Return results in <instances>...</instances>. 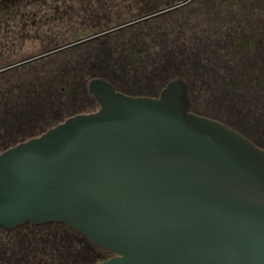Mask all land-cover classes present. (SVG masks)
Instances as JSON below:
<instances>
[{
    "label": "water",
    "instance_id": "1",
    "mask_svg": "<svg viewBox=\"0 0 264 264\" xmlns=\"http://www.w3.org/2000/svg\"><path fill=\"white\" fill-rule=\"evenodd\" d=\"M99 103L0 152V226L62 221L114 252L96 264H264V148L191 110L188 84Z\"/></svg>",
    "mask_w": 264,
    "mask_h": 264
},
{
    "label": "rangeland",
    "instance_id": "2",
    "mask_svg": "<svg viewBox=\"0 0 264 264\" xmlns=\"http://www.w3.org/2000/svg\"><path fill=\"white\" fill-rule=\"evenodd\" d=\"M177 1L27 0L1 5L0 152L77 112L96 110L99 104L88 87L95 77L133 95H147L159 92L187 62L209 66L211 57L219 62L234 35H244L234 25L258 14L234 11L247 0L239 5L234 0H191L169 7ZM200 51L202 59L196 54ZM215 79L200 74L192 80L195 109L232 121V107H218L211 96ZM67 229L60 231L78 255L76 264L110 256Z\"/></svg>",
    "mask_w": 264,
    "mask_h": 264
},
{
    "label": "flooded vegetation",
    "instance_id": "3",
    "mask_svg": "<svg viewBox=\"0 0 264 264\" xmlns=\"http://www.w3.org/2000/svg\"><path fill=\"white\" fill-rule=\"evenodd\" d=\"M189 1L191 0H183L182 2L177 3L174 6H177L179 4L184 5ZM238 1L239 0H234V4L235 3L238 4ZM241 5L242 8L240 7ZM238 9H240L241 11H249V12L251 11L253 13L257 12L258 14L256 16L248 15L240 22L239 25L237 24L234 25L236 28H241L242 29L241 32L244 35L243 36H240V34H237L236 36L234 35V42L231 49L229 50V48L225 47L226 53H224V56L222 58H219L220 59L219 62L213 61L212 57L207 58L208 60H210L209 66L207 63L206 64L202 63V61L200 60L194 61L192 63L187 62L181 66L182 68L180 69L179 73L172 79L177 77H182L187 81L188 90L191 99V110L193 112L214 119H218L234 127L236 130L240 131L245 136L250 138L258 146L264 148V143L261 142V139L264 140V0H247L245 4H240L239 7L235 8L234 11L236 10L239 11ZM253 28H255L258 32L257 37H255L256 33H252ZM196 54L201 59L205 55L203 54L202 51ZM194 56H195L194 54L190 55V58L191 57L193 58ZM228 59L233 60L234 65H231ZM200 74L203 76H208L209 78L210 77L216 78L214 81L215 84L212 85L215 92L211 93V96L214 99L211 97L210 98L215 100L214 102L216 104H219L218 107H220V104L222 103L230 105L232 107V110H230L231 112L229 114L231 116L230 119L232 121H224L218 118L216 114L210 115L207 114V112L203 113L195 109V105H194L195 100L193 98V88L195 86L192 83V80L198 77V75ZM119 90L124 91L122 89ZM161 90L159 92L157 91V93L152 94L150 96H158ZM126 93L131 94L130 92H126ZM207 100L208 101L206 102L210 103V100L209 99ZM210 107L214 109V111L216 110V112L219 109L218 107L215 109V106L212 104H210ZM90 111L93 110L83 111V112H90ZM50 112H51L50 113L51 116L58 117L59 115L57 114L58 113L57 110L51 111L50 109ZM48 222H62V221H48ZM38 224H43V223H38ZM69 226L72 227L71 225ZM77 231L82 235H85L92 243L97 245L96 247L102 248L110 256L114 255V252H112L110 249L105 248L93 242L86 234L80 232L79 230ZM40 246L42 252L41 257L46 262L49 260L50 257L52 258L62 257L66 252H68V250L63 252L61 247L55 249L56 246L54 245V243H50V244L44 243L43 245Z\"/></svg>",
    "mask_w": 264,
    "mask_h": 264
},
{
    "label": "trees",
    "instance_id": "4",
    "mask_svg": "<svg viewBox=\"0 0 264 264\" xmlns=\"http://www.w3.org/2000/svg\"><path fill=\"white\" fill-rule=\"evenodd\" d=\"M8 1L9 0H0V6H9V4H17L20 2H25L27 0H11L10 2ZM182 1L183 0H179L169 5V7H172ZM157 11L159 10H155L154 12ZM150 14L151 13H149L148 15ZM29 114L30 111L27 115ZM62 227L68 228L67 230L70 229L74 231L82 238H84V240L88 244L97 246L92 243L85 235H82L76 229L63 222H46L43 224H31L30 222H27L15 228H6L4 226H0V264H76L78 255L71 246H68L65 243L63 236L64 233L60 231ZM44 243H54V245L56 246L55 249L61 247L63 252L66 250H68V252H66L62 257H50L46 262L41 257L42 252L40 248V245H43ZM94 263L96 262L89 264Z\"/></svg>",
    "mask_w": 264,
    "mask_h": 264
}]
</instances>
